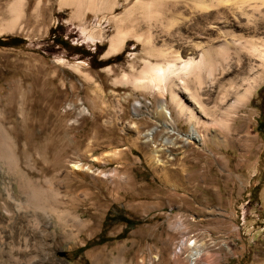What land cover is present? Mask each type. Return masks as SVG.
I'll return each mask as SVG.
<instances>
[{
    "label": "rangeland",
    "instance_id": "rangeland-1",
    "mask_svg": "<svg viewBox=\"0 0 264 264\" xmlns=\"http://www.w3.org/2000/svg\"><path fill=\"white\" fill-rule=\"evenodd\" d=\"M148 1L110 0L99 24L105 0H0V39L17 40L0 46V264H264V135L257 131L264 77L235 109V96L221 100L219 86L237 53L244 63L250 42L264 44V7L253 12L246 1L250 16L224 35L208 28L220 9L202 13L192 0H170L181 8L168 14L175 26L164 29L163 20L153 31L169 38L170 62L179 30L191 38L204 32L207 40L195 41L231 60L220 59L210 79L191 78L187 92L176 89L201 117L197 140L162 127L148 142L163 101L179 134L192 132L169 91L123 80L138 76L145 61L164 60L132 39L118 58L105 57L116 18ZM13 3L22 20L10 28ZM124 220L142 224L129 229ZM99 241L108 242L92 246Z\"/></svg>",
    "mask_w": 264,
    "mask_h": 264
},
{
    "label": "bare ground",
    "instance_id": "bare-ground-1",
    "mask_svg": "<svg viewBox=\"0 0 264 264\" xmlns=\"http://www.w3.org/2000/svg\"><path fill=\"white\" fill-rule=\"evenodd\" d=\"M129 1L131 0H125L127 3ZM172 1L175 2V0ZM246 1H248L249 4L250 2H253V5L247 4L249 5V10H252L253 12L258 11L259 6L264 7V0L238 1L236 2V8L233 11H231L230 8L228 9V6H226L230 0H217V4H207L204 0H192V6L194 10L202 13L213 9H220L222 13L218 11L216 15H214L218 23H211L208 25V28L212 29L211 27L215 26L217 27L219 34L227 35L231 33L233 28L237 27L236 22H238V19L249 15L248 12L247 14L244 11L246 8L244 7V4L247 3ZM12 6H14V3L11 5V7ZM109 6L110 0H105V2H102L100 6L97 7L96 17L99 18V24L103 21H107L105 13L107 10H109ZM13 8H11V11H13L15 14L16 21H14L13 24L10 22V28H14V26H16L15 24H17V21L21 19L20 17L22 13L20 11L22 8ZM222 9L231 11L233 18L232 21L228 18L227 12L223 11ZM180 13L181 8L178 6L177 1L176 4H171L170 0H149L148 3H135L124 13L123 16L116 18L115 22L113 23L116 30V35L110 40V49L107 51V55L105 57L118 58L121 51L125 48L127 42L132 39L138 44L143 45V49L147 56L164 60L163 64L156 65L145 61L144 69L139 73L138 76L131 79L127 75L123 77V80L127 84H131L134 89H153L157 90L160 94H164L166 92L168 93L169 91L172 102L175 104L177 116L179 118L186 119L192 127L191 134L186 136V138L182 137V135L179 134V131H177L176 122L171 111L167 109L166 104L163 101L159 107L163 119L162 121H159L157 127L146 133L148 142L154 141L155 136L162 127L165 129L167 136L176 134L181 136V139L189 142L195 139L197 140V136L194 134L198 125V120H201V117L197 116L195 110L196 107L193 108L187 105L176 92V89L180 87L184 92H187L189 90L188 84L191 78L196 80H200L203 77L210 79L214 77L215 74L221 69L218 67V61L220 59L225 64L231 60V57L226 50L223 49L217 56H215L213 53L215 48L213 46L204 47L202 46L201 42L198 43L195 41L196 39L207 40V35L204 32L195 33L194 38H191L184 36L181 33L182 30H179L178 40L174 42L178 47V50L174 52L176 59L170 62L169 57L173 52L168 47L169 38H162V36L159 37V35H154L153 31L163 20H166L165 24H161V26L166 25V28L164 29L169 30L173 28L175 26L174 24L176 23V19L167 18L169 15H177ZM137 14H140L141 16L138 17ZM253 14L254 13H252L251 16ZM146 29L148 30L146 31ZM186 30L190 32V28ZM102 39L103 37L100 38V40ZM157 43L162 44L161 49L157 47ZM174 43H172V45H174ZM225 43L226 49L228 50L229 45L227 42ZM248 50L249 60L247 62L243 63L241 60L242 57L239 53H237L236 68L231 69L228 66L221 69V74L225 75L226 72L228 73V75H226L224 78H221V81L219 82V86L222 90L221 100L223 99V101H228L231 96H235V100L231 103L232 109L243 105V103H245L256 90L264 77V44L250 42ZM215 58L217 59L215 60ZM138 107H141V105L138 104ZM167 143L169 142L166 139L165 144ZM75 169L79 170L80 167L77 166Z\"/></svg>",
    "mask_w": 264,
    "mask_h": 264
},
{
    "label": "trees",
    "instance_id": "trees-1",
    "mask_svg": "<svg viewBox=\"0 0 264 264\" xmlns=\"http://www.w3.org/2000/svg\"><path fill=\"white\" fill-rule=\"evenodd\" d=\"M55 42H57L58 45L64 47L65 49L71 51L73 54L75 55H82V56H85V54H83L81 52V49H78V48H73L71 46L68 45V43H65L64 41L62 40H57L56 38L54 39ZM11 42V43H9ZM15 42H17L16 39H10V40H7V42H4L0 39V46L1 47H12V46H16L15 45ZM88 56V55H86ZM260 100V107H261V110H262V115H261V118H260V121H259V125H258V128H257V131L260 133V134H263L264 135V87L262 88L261 92H260V98L258 99ZM110 215H108L107 217V220L110 218ZM125 224H127V226L129 227V229H132V228H135L139 225H141L142 223L140 222H136V221H131V220H124L123 221ZM105 242H108V241H99L97 243H93L92 246H100V245H103L105 244ZM89 248V246L86 247V249Z\"/></svg>",
    "mask_w": 264,
    "mask_h": 264
},
{
    "label": "water",
    "instance_id": "water-1",
    "mask_svg": "<svg viewBox=\"0 0 264 264\" xmlns=\"http://www.w3.org/2000/svg\"><path fill=\"white\" fill-rule=\"evenodd\" d=\"M66 255H67L66 253H62L60 256L65 257Z\"/></svg>",
    "mask_w": 264,
    "mask_h": 264
}]
</instances>
